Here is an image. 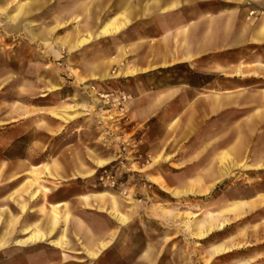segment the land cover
Returning a JSON list of instances; mask_svg holds the SVG:
<instances>
[{"label": "rangeland", "instance_id": "obj_1", "mask_svg": "<svg viewBox=\"0 0 264 264\" xmlns=\"http://www.w3.org/2000/svg\"><path fill=\"white\" fill-rule=\"evenodd\" d=\"M17 4L15 0L0 4V28L22 24L57 29L41 43V61H49L54 49H65L64 33L81 22L65 26V21L53 19L50 10L62 4H52L34 19L12 20ZM107 16L104 23L111 14ZM83 45L87 62H94L97 55L103 57L108 76L84 83L78 80L75 90L66 89L67 106L51 113L66 130L51 136L54 142L46 155L53 160L50 167L42 169L56 177L68 175L70 170L71 177L44 179L35 172L34 178L19 183L20 189L11 197L13 203L24 206L26 224V207L31 202L40 207L31 214L32 221L39 222V230L53 216L49 196L58 202L72 201L68 212L71 223L65 230L60 227L64 213L57 209L61 223L52 242L63 238L64 244L37 245L39 264H97L106 254L97 260L80 254L86 248L83 239L87 226L95 238L106 231L117 232V251L105 259L106 264H134L137 253L131 247L146 240H161L159 264H259L264 117L255 114L253 108H232L211 117L200 130H182L192 125L175 107L154 111L149 107L156 105L166 89L201 83V77L184 66L123 76L117 73V66H112L111 36L90 39ZM63 150L72 158L70 168L58 161ZM91 172L94 174L84 177ZM36 192L37 199L32 200ZM79 195L88 196L91 202L73 200ZM112 203L117 204V211L109 213ZM239 204L247 207L240 209ZM119 214L124 216L120 222L116 220ZM224 243L230 252L213 249Z\"/></svg>", "mask_w": 264, "mask_h": 264}, {"label": "crops", "instance_id": "obj_2", "mask_svg": "<svg viewBox=\"0 0 264 264\" xmlns=\"http://www.w3.org/2000/svg\"><path fill=\"white\" fill-rule=\"evenodd\" d=\"M15 1L18 4L11 14L12 20L34 19L40 11L50 10L52 4H62L50 10L53 19L65 21V26L81 22L67 29L65 49L59 52L54 49L49 61L39 59L40 46L57 29L28 28L22 24L0 28V264H30L29 259L31 264H39L37 245L50 244L61 223L57 209L64 213L60 227L65 230L71 223L68 212L72 201L58 202L49 196L52 203L48 208H54L53 216L39 230V222L32 221L31 214L40 207L32 202L26 207L29 216L26 224L24 206L13 203L11 197L20 189L19 183L34 178L35 172L44 179H70V170L68 175L56 177L54 172L48 174L42 169L45 165L50 167L53 160L46 155L54 142L51 136H59L66 130L63 123L51 116L67 106L66 89L75 90L78 80L84 83L108 76L109 67L102 56L87 62V52H82L86 47L83 44L90 39L112 37V66H117V73L123 76L161 73L184 66L201 77V83L166 89L156 105L149 107L152 111L175 107L192 125L191 129L182 130H200L211 117L232 108H253L255 114L264 117V0ZM7 2L0 0V4ZM108 14L111 18L104 23ZM145 111H148L146 102ZM64 153L65 150L58 161L70 168L72 158ZM91 174L94 173L84 177ZM35 199L37 192L32 197ZM73 200L91 202L83 195ZM246 207L239 204L240 209ZM114 210L117 211V204L112 203L109 213ZM120 217L124 216L114 218L120 222L123 220ZM77 224L85 228L82 222ZM86 230L83 239L86 248L80 254L97 260L104 253L97 264H106L105 259L117 251L114 246L117 232L106 231L95 238L88 226ZM62 240L52 243L59 246ZM218 248L231 251L225 243L213 249ZM131 250L137 253L134 264H159L163 255L161 240L135 242ZM222 254L226 253L217 255ZM256 259L264 264L263 192H259Z\"/></svg>", "mask_w": 264, "mask_h": 264}]
</instances>
